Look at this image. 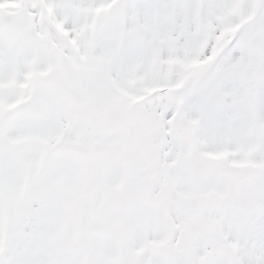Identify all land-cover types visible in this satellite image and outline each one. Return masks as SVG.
I'll use <instances>...</instances> for the list:
<instances>
[{"label":"snow or ice","instance_id":"1","mask_svg":"<svg viewBox=\"0 0 264 264\" xmlns=\"http://www.w3.org/2000/svg\"><path fill=\"white\" fill-rule=\"evenodd\" d=\"M0 264H264V0H0Z\"/></svg>","mask_w":264,"mask_h":264}]
</instances>
